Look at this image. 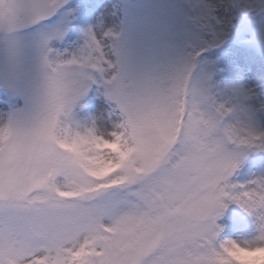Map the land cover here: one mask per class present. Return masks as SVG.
<instances>
[{
    "label": "snow or ice",
    "instance_id": "1",
    "mask_svg": "<svg viewBox=\"0 0 264 264\" xmlns=\"http://www.w3.org/2000/svg\"><path fill=\"white\" fill-rule=\"evenodd\" d=\"M0 264H264V0H0Z\"/></svg>",
    "mask_w": 264,
    "mask_h": 264
}]
</instances>
